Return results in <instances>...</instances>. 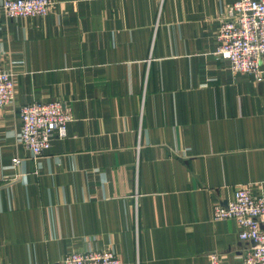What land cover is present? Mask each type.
<instances>
[{"label": "crops", "instance_id": "1", "mask_svg": "<svg viewBox=\"0 0 264 264\" xmlns=\"http://www.w3.org/2000/svg\"><path fill=\"white\" fill-rule=\"evenodd\" d=\"M52 1L44 17L0 10V70L15 83L0 109V264L101 250L242 264L253 243L212 219L239 187L264 191V80L215 55L235 0ZM51 101L72 119L33 159L16 142L20 110Z\"/></svg>", "mask_w": 264, "mask_h": 264}, {"label": "built area", "instance_id": "2", "mask_svg": "<svg viewBox=\"0 0 264 264\" xmlns=\"http://www.w3.org/2000/svg\"><path fill=\"white\" fill-rule=\"evenodd\" d=\"M52 0H4L1 12L8 19L36 18L48 15ZM215 55L228 63L233 75L245 74L256 82L264 80V0H235L229 5L216 32ZM15 97L13 74L0 70V109ZM71 113L59 101L32 102L21 107L20 131L16 142L38 159L48 151L55 138L66 135ZM13 165L20 159L13 158ZM214 221L233 220L241 240L253 243L242 256V264H264V191L239 187L226 206L214 205ZM62 264H121L111 250L70 252ZM209 264H222L217 253L209 255Z\"/></svg>", "mask_w": 264, "mask_h": 264}]
</instances>
